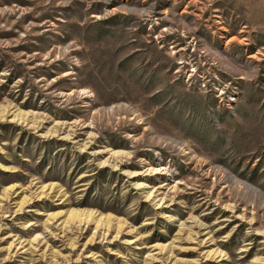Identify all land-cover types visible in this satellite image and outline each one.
<instances>
[{
  "label": "rangeland",
  "instance_id": "1",
  "mask_svg": "<svg viewBox=\"0 0 264 264\" xmlns=\"http://www.w3.org/2000/svg\"><path fill=\"white\" fill-rule=\"evenodd\" d=\"M0 264H264V0H0Z\"/></svg>",
  "mask_w": 264,
  "mask_h": 264
},
{
  "label": "bare ground",
  "instance_id": "2",
  "mask_svg": "<svg viewBox=\"0 0 264 264\" xmlns=\"http://www.w3.org/2000/svg\"><path fill=\"white\" fill-rule=\"evenodd\" d=\"M164 169H157V171L155 173H162Z\"/></svg>",
  "mask_w": 264,
  "mask_h": 264
}]
</instances>
